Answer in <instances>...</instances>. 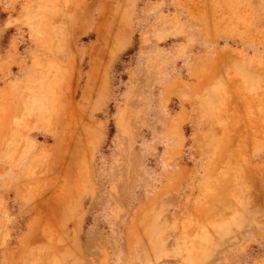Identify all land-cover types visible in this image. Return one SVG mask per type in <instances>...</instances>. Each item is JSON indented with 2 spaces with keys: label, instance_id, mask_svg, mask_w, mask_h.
Wrapping results in <instances>:
<instances>
[{
  "label": "rangeland",
  "instance_id": "374dc122",
  "mask_svg": "<svg viewBox=\"0 0 264 264\" xmlns=\"http://www.w3.org/2000/svg\"><path fill=\"white\" fill-rule=\"evenodd\" d=\"M0 264H264V0H0Z\"/></svg>",
  "mask_w": 264,
  "mask_h": 264
},
{
  "label": "crops",
  "instance_id": "0c3cea01",
  "mask_svg": "<svg viewBox=\"0 0 264 264\" xmlns=\"http://www.w3.org/2000/svg\"><path fill=\"white\" fill-rule=\"evenodd\" d=\"M93 1H95V2H99V0H93ZM32 40H33V37H32Z\"/></svg>",
  "mask_w": 264,
  "mask_h": 264
}]
</instances>
